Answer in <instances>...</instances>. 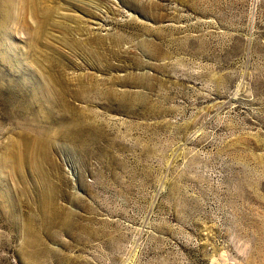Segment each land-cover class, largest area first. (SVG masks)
Segmentation results:
<instances>
[{
    "label": "rangeland",
    "instance_id": "obj_1",
    "mask_svg": "<svg viewBox=\"0 0 264 264\" xmlns=\"http://www.w3.org/2000/svg\"><path fill=\"white\" fill-rule=\"evenodd\" d=\"M45 4L0 8V264H264V0Z\"/></svg>",
    "mask_w": 264,
    "mask_h": 264
},
{
    "label": "bare ground",
    "instance_id": "obj_2",
    "mask_svg": "<svg viewBox=\"0 0 264 264\" xmlns=\"http://www.w3.org/2000/svg\"><path fill=\"white\" fill-rule=\"evenodd\" d=\"M45 1L46 0H0V8L3 12H5L6 17L8 18H11V9L15 5H18L19 9L21 10L31 8L38 14L41 13L43 15L44 13L43 24L47 26L48 24H50L53 9L47 6V4H45Z\"/></svg>",
    "mask_w": 264,
    "mask_h": 264
}]
</instances>
